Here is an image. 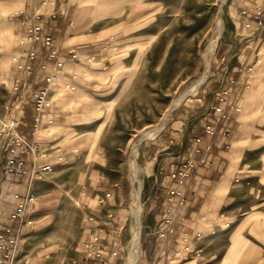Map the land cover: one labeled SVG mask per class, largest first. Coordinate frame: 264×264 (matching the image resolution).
<instances>
[{
    "label": "rangeland",
    "instance_id": "obj_1",
    "mask_svg": "<svg viewBox=\"0 0 264 264\" xmlns=\"http://www.w3.org/2000/svg\"><path fill=\"white\" fill-rule=\"evenodd\" d=\"M238 1L225 0L221 5L220 0H90L87 3L91 9L87 33L107 48L106 58L102 60L106 78L95 81L94 85H109L93 89L95 94L90 99L73 103V116L68 119L64 135L52 143L62 144L65 161L53 160L52 171L33 184L37 200L28 208L33 223L20 234L17 252L21 264H74L85 237L84 193L90 182H100L98 187L112 194L108 201L114 212L110 219L112 239L121 250L116 264H129L128 248L134 243L138 242L142 249L150 232L147 198L158 171L147 155V147L175 117L183 100L197 95L201 86L212 78L215 52L199 89L182 99L156 137L141 140L135 150L142 177L140 225L134 221L132 210L131 144L156 125L175 98L201 77L207 38L220 12L223 30L217 43L232 36L234 15L242 8V5L237 8ZM22 2L0 0V103L7 93L5 83L14 73L11 57L16 51V33L9 10ZM83 13V9L79 10L80 19ZM108 36L113 38L107 43ZM3 177L0 170V181ZM115 182L118 197L112 192L115 187L109 186ZM247 258L246 252L240 255V259Z\"/></svg>",
    "mask_w": 264,
    "mask_h": 264
},
{
    "label": "crops",
    "instance_id": "obj_2",
    "mask_svg": "<svg viewBox=\"0 0 264 264\" xmlns=\"http://www.w3.org/2000/svg\"><path fill=\"white\" fill-rule=\"evenodd\" d=\"M89 1L56 0L54 6H44L41 0H24L9 10L13 14L12 26L16 35L26 29L25 22L39 14L38 19L55 38L59 58L63 59L60 74L49 91L53 103L47 112L53 122L43 121L40 126L39 150L49 149L48 160L51 162L54 160L52 152L65 154L62 144L52 143L64 135L68 119L73 116V103L90 99L95 94L93 89H104L109 85H94L95 81L106 78L102 60L106 58L107 48L87 33L91 26ZM255 3L264 4V0H239L237 8ZM82 9L84 13L80 19L78 14ZM51 10L57 12L55 17L49 16ZM239 12L234 15L232 36L217 43L211 55L213 57L215 52L216 68L212 78L198 88V93L192 94L197 95L183 100L175 117L147 147V155L154 161V170H158L146 206L150 219L148 226L155 227L164 210L166 188L174 185L167 176L170 165L188 158L197 159L200 154L194 153V147L203 149L208 146V150L202 153L211 159V165L193 169L182 186L187 201L179 209L181 219L177 220L175 232L176 236L181 232L193 234L195 230H202L205 234L193 238V253L186 260L175 255L178 245L173 241L148 237L137 254L136 264H264V55L261 63L247 70L254 60L248 43H264V32L262 37L254 38V28L242 27L245 18ZM70 47L77 51L75 60H71L68 54ZM38 54L41 57L40 51ZM90 57L94 60L87 62ZM11 79L12 76L10 82L5 83L7 93L0 103V115L5 113L3 103L8 102L10 109L6 113L18 120L19 131L29 138L32 116L29 92L26 89L22 100L11 95ZM34 80L40 81L41 77L34 76ZM65 83L74 84L76 88L66 89ZM218 87L227 90L230 104L239 107L240 111L228 108L230 130L227 136L217 132L209 138L204 134L203 126L211 118L213 90ZM197 136L201 138L199 143L194 141ZM51 147L59 150H51ZM3 178L0 181V223H9V214L17 203L13 194L25 191L26 178L12 175ZM99 183L87 184L84 199L89 211L97 208L95 197L98 194L110 191H102ZM109 186L115 187L112 192L118 197V184L115 182ZM110 206L109 203V209ZM221 211L225 213V221L230 223L226 229L218 218ZM211 228L216 230L213 235L209 234ZM111 241L114 244L113 239ZM198 249L200 255L196 257L194 251ZM244 252L248 253V258L243 260L240 255Z\"/></svg>",
    "mask_w": 264,
    "mask_h": 264
},
{
    "label": "built area",
    "instance_id": "obj_3",
    "mask_svg": "<svg viewBox=\"0 0 264 264\" xmlns=\"http://www.w3.org/2000/svg\"><path fill=\"white\" fill-rule=\"evenodd\" d=\"M56 0H41L44 6H54ZM56 11L49 12L50 17H55ZM239 15L243 18L242 27L244 29L254 28V38L262 37L264 32V4L255 3L252 6L241 8ZM37 14L32 20L25 22L26 29L16 35V51L11 57L15 73L12 75L9 93L15 95L18 100L25 98V91L28 89L29 98L32 103V116L29 127V138L19 131V122L6 112L9 111L8 102L3 103L4 114L0 115V168L1 172L7 176L25 177L26 189L22 193H14L13 198L17 203L9 214V223H0V264H21L18 257V244L20 234L26 226L33 223V219L28 214V208L36 203L37 197L33 192V184L41 179L45 174L53 169L52 162L48 160L49 149L39 150L40 126L43 121L48 124L53 122L52 116L47 112L52 106V99L49 95L50 86L57 80L63 66V59L59 58V51L56 48V41L53 35L45 30L43 23L38 19ZM112 36L106 42L112 41ZM248 47L254 54V60L247 67L250 71L254 65L261 63L264 55V43H248ZM39 51L41 57H39ZM71 60L78 57L74 47L68 48ZM92 58H87L90 62ZM34 76H40V81H35ZM75 77L76 75L73 74ZM64 87L74 90V84L65 83ZM227 90L218 87L213 90L214 103L210 107L212 114L210 120L203 126V132L207 137L214 136L219 132L222 136H227L230 127L227 122L230 120L228 108L240 111L239 107L232 106L227 97ZM199 136L194 138L199 143ZM59 148L51 147V150ZM208 146L201 149L194 147V153H199L196 158H188L182 163H172L167 176L174 181V185L166 188L164 200V210L159 222L155 227H149V237H156L161 240L173 241L178 248L175 255L183 260L193 253V238H201L205 233L202 230H195L193 234L181 232L175 235L177 220L181 219L180 207L186 203L185 191L182 188L186 179L191 176L193 169L201 166H210L211 159L204 153ZM202 151L204 153H202ZM73 152H77L74 149ZM54 160L65 161V154L62 151L52 152ZM112 197L111 191H105L95 197L97 208L89 211L85 208V237L81 241L79 256L74 260V264H116L117 257L121 250L112 244V224L113 211L108 208V201ZM218 218L223 221L224 229L230 226L225 221V213L219 212ZM216 230L211 228L209 234H215ZM194 255L199 256V249L194 251Z\"/></svg>",
    "mask_w": 264,
    "mask_h": 264
},
{
    "label": "bare ground",
    "instance_id": "obj_4",
    "mask_svg": "<svg viewBox=\"0 0 264 264\" xmlns=\"http://www.w3.org/2000/svg\"><path fill=\"white\" fill-rule=\"evenodd\" d=\"M224 1L225 0H220L219 5H221ZM220 13L217 15V18L214 21V25L211 29V32L209 33V36L207 38V48L204 49V53H203L205 70H204L203 74L201 75V77L195 83L193 82L194 84L192 85V87L188 88V90H186L184 93H180V95H178L175 98V100L173 99L174 101L172 102L171 107L164 113L163 117L160 118L159 122L156 125H154L150 130H147V132L145 134H143L142 137L133 140V142L131 144L132 155L130 157V162H129V173H130V177L132 179V181H130V182H133L132 183V189H131V196H132V200H133L132 210H133L134 221L137 222V224H139V225H140V222L142 219V212H143V207H142L143 205L142 206L139 205V196H140L141 188H142V179H141L142 177H140L141 169L139 167L138 159H137V155H136L138 152L136 153L135 150L137 149L138 144L141 140L150 141L151 139L154 138V136L157 134V132L166 123L168 115L178 105H180V102L182 101V99L186 95L194 92L199 87L202 80L205 78L210 57H211V55H212V53H213V51L217 45L218 40L222 37L223 20L221 18ZM137 237H138V235H137ZM130 245H131V243H130ZM139 249H140V246H139L138 242L134 243L133 246L128 248V251L130 252V257L128 260L129 264H136V257H137V254L139 253Z\"/></svg>",
    "mask_w": 264,
    "mask_h": 264
}]
</instances>
